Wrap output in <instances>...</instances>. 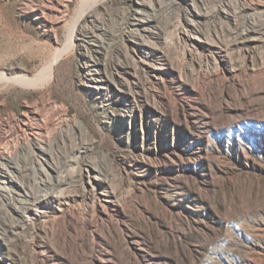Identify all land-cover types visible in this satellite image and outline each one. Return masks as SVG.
Returning a JSON list of instances; mask_svg holds the SVG:
<instances>
[{
  "label": "rangeland",
  "instance_id": "obj_1",
  "mask_svg": "<svg viewBox=\"0 0 264 264\" xmlns=\"http://www.w3.org/2000/svg\"><path fill=\"white\" fill-rule=\"evenodd\" d=\"M0 163V264H264V0H0Z\"/></svg>",
  "mask_w": 264,
  "mask_h": 264
},
{
  "label": "bare ground",
  "instance_id": "obj_2",
  "mask_svg": "<svg viewBox=\"0 0 264 264\" xmlns=\"http://www.w3.org/2000/svg\"><path fill=\"white\" fill-rule=\"evenodd\" d=\"M3 162H8L7 158L3 157L2 158ZM8 163H0V190L3 191H10L9 188L11 187L10 185L12 184V171L8 170L7 168H3L2 166H5Z\"/></svg>",
  "mask_w": 264,
  "mask_h": 264
}]
</instances>
